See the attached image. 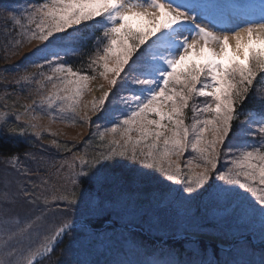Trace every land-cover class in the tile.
<instances>
[{"label":"snow or ice","instance_id":"snow-or-ice-1","mask_svg":"<svg viewBox=\"0 0 264 264\" xmlns=\"http://www.w3.org/2000/svg\"><path fill=\"white\" fill-rule=\"evenodd\" d=\"M9 16L21 29L12 55H19L26 43L40 42L23 59L35 58L34 67H47L51 74L27 72L20 79L31 82L40 77V89L44 81L51 84L49 93L32 103L46 107L53 121L83 111L80 119L87 122L88 111L105 110L117 85L127 95L120 97L124 108L109 110L120 114L100 134L101 141L111 135L106 147L90 159L87 153L73 154L59 166L50 165L56 169L58 185L38 176L39 183L29 181L32 191L19 187L23 196L35 197L30 203H54L62 217L59 223L42 231L40 216L21 220L7 209L0 211V264H41L62 237L81 234L73 216H100L116 205L133 204L141 195L157 208L172 209L171 234L179 236L177 243L187 244L192 255L206 252L201 234H207L209 225L196 221L198 210L193 213L205 198L209 220L220 225L235 221L228 225L230 231L258 232L264 245V87L255 88L257 77L264 75V7L216 0H45L13 9ZM90 24L98 26L100 35L93 37L95 51L88 67L107 81L108 90L89 106L82 98L96 75L67 63L65 40ZM250 95L260 100L261 110L243 113L241 106ZM198 98H205L200 107L193 103ZM36 119L32 115L20 128L7 126L5 116L0 127L7 126L12 135L30 128L39 137L40 126L32 123ZM230 137L236 143L229 144ZM50 143L60 147L55 139ZM189 151L193 155L181 163ZM221 157L226 161L223 168ZM5 161L13 171L29 174L26 166L17 169L18 154ZM9 199L5 191L3 200ZM90 223L82 226L85 231ZM134 247L129 244L128 250ZM167 257L140 264H193L176 258L172 249ZM63 264L77 262L69 259Z\"/></svg>","mask_w":264,"mask_h":264},{"label":"rangeland","instance_id":"rangeland-1","mask_svg":"<svg viewBox=\"0 0 264 264\" xmlns=\"http://www.w3.org/2000/svg\"><path fill=\"white\" fill-rule=\"evenodd\" d=\"M43 2H45V0H0V123H3V119L6 116L7 126L24 128L31 116L35 115L37 119L32 121V123H37L40 126L38 130L41 132V135L37 137L32 129L27 128L23 135H13L14 137L24 139L32 145L30 150L22 155L20 164L16 166L17 169H22V166H26V170L29 174L24 175L23 169L19 172L13 171L12 167L7 169L5 173L8 177L5 179L4 183L1 181L2 177L0 179V211L7 209L10 215L18 217L21 220H35L37 216H40L42 217L39 222L41 229L42 231H47L50 226L59 223V221L44 218L46 213L51 210H56V205L49 202L46 206L43 199L36 200L34 204L30 203L29 201L35 199V197L23 196L22 192L18 191L19 187L23 186L27 190L32 191V185L29 181L39 183L38 176H46L44 172L48 171L50 167L44 161L43 155L45 152H48L51 147L57 153V166L64 160H70L73 154L87 153V158L90 159L92 154L98 152L102 147H106V141L111 139V135L106 134L105 141H101L100 134L105 133V130L112 126L114 120L120 114L118 111L111 112L109 110L113 108H124V105L120 101V97L127 95V93L117 85V87L112 90L114 95L109 97L105 110L98 112L88 111L90 120L87 122L80 119V117L83 116V111H81L78 116L66 118L64 120L56 119L53 121L52 116L47 114L48 110L46 107H36L33 105L32 102L34 100L39 103L41 97L49 93L51 84L44 81L45 87L40 89V86L36 83V79H40V77H36L31 82H25L20 78L27 72H43L45 75H50L51 71L47 67L41 69L35 68L34 62L38 61H35L33 57H29L27 60L23 59L26 54L40 45L39 41L26 43L20 50L19 55H12V51L14 50L13 45H15L17 40L21 39V29L10 19L9 13L13 9H22L25 6ZM248 4L254 5L257 10L264 7L263 1H251ZM24 23L25 25L27 24L26 21ZM10 33H12L11 37ZM25 65L28 66L26 67ZM101 85H104L103 89H101ZM89 87L91 91L86 93L82 98L83 103H88L89 106L94 99H98L103 94V91L108 90L107 81L100 77L98 73H96V79L89 82ZM197 107H200V105H197ZM31 109H34V111ZM85 111L87 110L85 109ZM17 115L20 117L19 120H17ZM57 115L60 114L57 113ZM64 115L68 116L69 114L66 113ZM97 117L100 119L95 120ZM7 126L0 127V135L8 134L12 136V134L7 131ZM53 139L57 140L60 145L59 148L50 143ZM229 144H231L230 141ZM65 146L70 148L71 152L67 151ZM89 148L95 150L89 151ZM192 155L191 152L185 153L181 163H184ZM31 156H35L37 160L31 159ZM40 160H42V163L38 164L37 161ZM225 163L224 157H221L219 167L223 168ZM38 169L39 171H37ZM54 172L53 177L50 178L51 184L58 185L60 181L57 178L56 169ZM6 184L7 187H5ZM175 186L176 185H174V187ZM5 191L10 195V199L6 202L3 200ZM146 202H148L147 198L141 195L139 200L127 207L137 209L144 206ZM206 204L207 199L205 198L199 203L198 209L194 207V209L199 211L198 216H205L206 212H208V209L205 207ZM115 207L122 206L116 205ZM82 211L86 210L82 209ZM203 219L208 218L205 217ZM212 223L216 226H211L210 230L216 229L220 231V229H222V233L230 236L225 237L228 245L230 240L234 237H240L245 234H249L254 242L260 240L258 232L235 231L234 228L230 231L228 225L234 226L235 221H228L224 225H220L216 221H212ZM81 225L82 224H78L76 227V232L81 233L79 236H76L75 232L69 233L70 238L72 237L70 239L72 244L79 243V240H81L83 234L81 232ZM86 232L92 231L87 229ZM107 234L112 233L108 232ZM112 236H114V234L110 235V237ZM77 252L80 253L78 256L79 264H86L85 253L80 250L78 244ZM69 256V247L62 248L61 250H57L53 258L44 261L42 264H57V261L63 264V261L68 260ZM185 262H188V260Z\"/></svg>","mask_w":264,"mask_h":264},{"label":"trees","instance_id":"trees-1","mask_svg":"<svg viewBox=\"0 0 264 264\" xmlns=\"http://www.w3.org/2000/svg\"><path fill=\"white\" fill-rule=\"evenodd\" d=\"M71 35L74 39L65 40L68 48L67 63L77 70L88 72L90 75H96V73L89 69L88 65L89 58L95 51L93 37L100 35L98 26L95 24H90L87 27L81 26L80 31L72 32ZM11 36L12 33H10ZM73 49H75V52H73ZM262 87H264V75L258 76L255 83L256 89ZM193 103L195 106H202L205 103V98H198ZM250 110H261V102L254 95H250L248 100L241 106V112L243 113H247ZM188 117V122L190 123L192 118L191 110H188ZM98 119L100 118H95V120ZM242 119H244L243 115L241 116ZM238 124L239 122H236L235 127H238ZM229 141L231 144H234L236 143V138L230 137ZM31 146L29 142L13 135H0V179L2 177V183L8 177L5 172L11 167L6 163L5 158L11 154H18L22 157L24 153L30 150ZM90 150L94 151L95 149L89 148ZM56 154L51 147L43 155L44 161L49 167L50 165L57 166ZM54 171L55 168L50 167L44 173L51 178L55 173ZM193 213H197V210L194 208ZM195 217L197 222L209 225L208 232L223 237H230L216 229L210 230V227L214 223L209 219H203L206 216L197 215ZM44 218L59 222L62 219L57 209L46 213ZM72 218L74 221H79L78 224H82L81 232L83 233L79 243H71L72 255L68 258V260L73 259L77 264H79L78 256L80 254L77 252V244L80 250L85 253L86 264H114L116 260L140 264L141 261L168 258L167 253L169 249L174 251L176 258L183 261H191L193 264H200L201 261H210L212 264H264V245L252 243L249 237L241 241H235L230 249H221L215 244L204 240L206 252L192 255L187 244L181 247L177 243L180 238L173 237L171 234L172 209H163V206L157 208L148 202L137 209L114 206L109 213L100 216L75 215ZM88 221H91V223L87 225V229H90L92 232H98L100 234L99 237L90 236L89 232L83 229L82 226ZM108 232L114 234V236L110 237L112 234H107ZM69 235L64 236L61 243H57L55 251L50 257L43 258L41 264L53 258L57 250L70 247V239L72 237L70 238ZM164 237L167 238L164 239ZM129 244L135 245L132 251L128 250Z\"/></svg>","mask_w":264,"mask_h":264},{"label":"bare ground","instance_id":"bare-ground-1","mask_svg":"<svg viewBox=\"0 0 264 264\" xmlns=\"http://www.w3.org/2000/svg\"><path fill=\"white\" fill-rule=\"evenodd\" d=\"M204 235L211 238V239H214L215 241H220V242L223 241L224 242V240L222 238L214 237L212 235H207V234H204Z\"/></svg>","mask_w":264,"mask_h":264}]
</instances>
